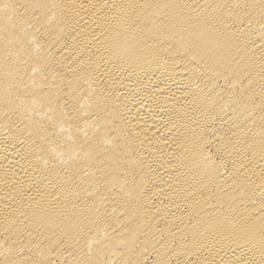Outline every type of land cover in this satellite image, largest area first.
<instances>
[{
    "label": "bare ground",
    "instance_id": "bare-ground-1",
    "mask_svg": "<svg viewBox=\"0 0 264 264\" xmlns=\"http://www.w3.org/2000/svg\"><path fill=\"white\" fill-rule=\"evenodd\" d=\"M0 264H264V0H0Z\"/></svg>",
    "mask_w": 264,
    "mask_h": 264
}]
</instances>
